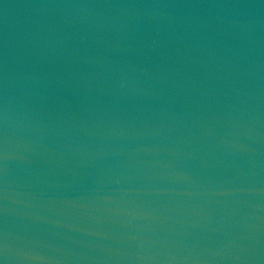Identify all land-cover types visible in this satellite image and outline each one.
I'll return each instance as SVG.
<instances>
[{
  "label": "water",
  "instance_id": "water-1",
  "mask_svg": "<svg viewBox=\"0 0 264 264\" xmlns=\"http://www.w3.org/2000/svg\"><path fill=\"white\" fill-rule=\"evenodd\" d=\"M2 264H264V0H0Z\"/></svg>",
  "mask_w": 264,
  "mask_h": 264
},
{
  "label": "snow or ice",
  "instance_id": "snow-or-ice-1",
  "mask_svg": "<svg viewBox=\"0 0 264 264\" xmlns=\"http://www.w3.org/2000/svg\"><path fill=\"white\" fill-rule=\"evenodd\" d=\"M0 264H2V261H0Z\"/></svg>",
  "mask_w": 264,
  "mask_h": 264
}]
</instances>
